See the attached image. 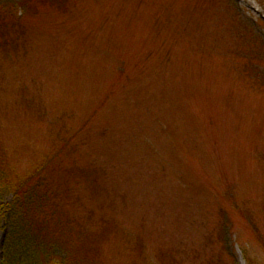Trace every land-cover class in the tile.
Listing matches in <instances>:
<instances>
[{
  "label": "rangeland",
  "instance_id": "obj_1",
  "mask_svg": "<svg viewBox=\"0 0 264 264\" xmlns=\"http://www.w3.org/2000/svg\"><path fill=\"white\" fill-rule=\"evenodd\" d=\"M35 9L16 49L0 52L12 169L62 151L61 202L100 231L110 264H264L251 225L264 229V0ZM0 203H12L4 189ZM11 233L8 215L0 264Z\"/></svg>",
  "mask_w": 264,
  "mask_h": 264
},
{
  "label": "trees",
  "instance_id": "obj_2",
  "mask_svg": "<svg viewBox=\"0 0 264 264\" xmlns=\"http://www.w3.org/2000/svg\"><path fill=\"white\" fill-rule=\"evenodd\" d=\"M35 1L38 0L0 4V52L16 49L15 45L20 44L24 20L36 13ZM61 138L62 143L70 144L72 137L64 134ZM0 140L3 141L1 137ZM5 151L0 143V189L12 196L11 204L0 203V223L8 215L12 222L2 264H110L102 255L100 243L97 244L100 231L93 229L87 216L68 217L70 210L61 202L62 197L71 198L70 189L58 182L55 174H63L66 169L64 159H57L62 151L53 147L48 160L21 174L12 169ZM251 225L257 239L264 243L260 220Z\"/></svg>",
  "mask_w": 264,
  "mask_h": 264
}]
</instances>
